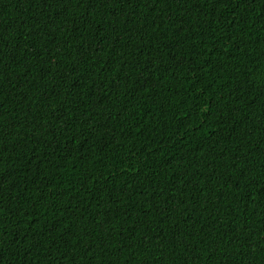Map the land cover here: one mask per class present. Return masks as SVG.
<instances>
[{
	"label": "trees",
	"instance_id": "1",
	"mask_svg": "<svg viewBox=\"0 0 264 264\" xmlns=\"http://www.w3.org/2000/svg\"><path fill=\"white\" fill-rule=\"evenodd\" d=\"M0 264H264V0H0Z\"/></svg>",
	"mask_w": 264,
	"mask_h": 264
}]
</instances>
